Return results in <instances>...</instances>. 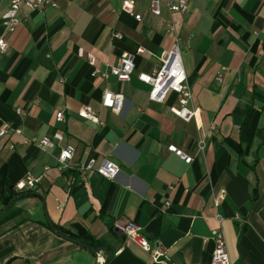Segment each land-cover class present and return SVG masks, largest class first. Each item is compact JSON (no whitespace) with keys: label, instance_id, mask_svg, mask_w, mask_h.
I'll list each match as a JSON object with an SVG mask.
<instances>
[{"label":"crops","instance_id":"1","mask_svg":"<svg viewBox=\"0 0 264 264\" xmlns=\"http://www.w3.org/2000/svg\"><path fill=\"white\" fill-rule=\"evenodd\" d=\"M52 1L56 6H21L19 24L3 32L9 0H0L7 43L0 52V126L20 127L26 137L62 134L48 149L14 133L0 136V264H105L107 249L69 241L50 223L58 233L105 239L113 251L106 264H166L112 221L138 224L174 264H209L214 231L224 235L230 264H264V0H188L186 12L162 6L160 14L149 10V0H131L140 20L122 11L124 0ZM171 23L192 95L188 106L196 111L189 120L171 112L174 91L152 101L149 85L136 77L159 66L173 43ZM138 47L129 81L91 75ZM106 89L123 95L119 112L102 106ZM83 106L103 124L79 116ZM59 110L63 118L56 120ZM169 143L192 161L168 151ZM66 144L75 147L71 163L106 158L119 173L111 179L93 171L82 179L75 169H59ZM27 173L39 180L20 190L29 194H14Z\"/></svg>","mask_w":264,"mask_h":264},{"label":"built area","instance_id":"2","mask_svg":"<svg viewBox=\"0 0 264 264\" xmlns=\"http://www.w3.org/2000/svg\"><path fill=\"white\" fill-rule=\"evenodd\" d=\"M188 0H149V10L153 14H160L161 7L166 6L171 11H177L184 13L187 11ZM21 6H25L29 9H42L45 6H56L52 0H9L8 7L6 11L1 16V24L3 27V32H11L19 24L18 10ZM122 11H125L134 16L136 20L141 19L139 13L134 12V7L131 0H124L121 5ZM168 32L173 34V43L170 48L163 51L159 56V66L152 69L150 72L139 71L136 73V77L149 85L148 97L152 101L162 102L166 98L170 91H174L178 96V105L172 106L170 108L178 117L189 120L195 116L196 111L188 106L191 101L192 95L190 92L189 84L187 82V76L183 67L182 53L180 47V40L178 35L175 33L174 24H170L168 27ZM117 36H120L118 33ZM7 49V43L5 42L3 35H0V52H4ZM143 48L138 47L136 51L123 53L119 59L114 64H107L103 69L99 67H94L92 70V76H100L102 78H107L109 75H113L119 81H129L132 74L134 73V57L135 53L142 52ZM79 55H83L80 50ZM87 61L89 64H94V57L91 54L87 55ZM221 71L216 75V80H221ZM124 97L121 93H114L106 89L103 93L101 104L104 107L110 108L114 111L119 112L122 107ZM16 112L19 115H23L25 111L17 107ZM78 115L86 118L94 123L103 124L98 118L95 112L89 106H83L78 110ZM56 120H61L63 118V111L59 110L55 114ZM215 125L210 124L209 129H214ZM6 133H14L20 137V141L23 144L35 143L41 149L53 148L57 142L62 140V134L59 131H55L52 136H43L40 138L36 137H26L22 133L20 127H12L8 123L4 122L0 126V136ZM198 147L203 148V140L198 141ZM14 145L10 144L9 149H13ZM168 151L172 152L179 158H181L185 163H190L192 161V156L184 152L174 143H169L167 145ZM75 154V147L69 144L60 146L59 153L57 156L58 168L75 169L82 179L88 172H97L98 174L107 177L115 178L119 173V167L116 163L109 159H101L98 161L95 157H88L85 161L81 163H71L73 156ZM47 168V167H45ZM39 180L31 173H27L23 179L18 181L14 185L16 191L23 190L25 188L32 189L36 182ZM223 197V193L216 195L214 203L218 204L220 199ZM167 206L169 201L166 199L164 202ZM114 226L130 241L137 244L145 251H150L154 259L157 258L161 253L158 249H153L150 242L143 234L141 227L132 222L127 221L123 224L115 223ZM211 239L214 242V249L211 253V258L209 264H230L229 256L226 249V242L224 235L221 231H214L211 234Z\"/></svg>","mask_w":264,"mask_h":264},{"label":"trees","instance_id":"3","mask_svg":"<svg viewBox=\"0 0 264 264\" xmlns=\"http://www.w3.org/2000/svg\"><path fill=\"white\" fill-rule=\"evenodd\" d=\"M16 195H25V194H29V192H26L24 193L25 191H15ZM10 199H12V196L10 197ZM109 225L111 226V228H114V224H113V221L109 223ZM59 230V229H58ZM60 234H63V235H66V236H70V237H73V238H76V239H79L81 240L83 243H85L88 247L89 250L93 251L91 248H96V249H107L109 255L107 256L106 260H105V264L107 263L109 257L112 255L113 251L107 247L105 245V239H102V238H96V237H93L92 235L90 234H83V235H75V234H72V233H66V232H63L61 230H59Z\"/></svg>","mask_w":264,"mask_h":264},{"label":"water","instance_id":"4","mask_svg":"<svg viewBox=\"0 0 264 264\" xmlns=\"http://www.w3.org/2000/svg\"><path fill=\"white\" fill-rule=\"evenodd\" d=\"M50 227H51V229H52L53 232L59 234L61 237L65 238V239H67V240H69V241H72V242H74V243H76V244H78V245H81V246H83V247H88L85 243H83V242H82L81 240H79V239H76V238H73V237L66 236V235H63V234L58 233V232L56 231L55 227H54L51 223H50ZM91 249H92L93 251H97V250H98V249H96V248H91ZM156 260H157V261H163V262H165L166 264H174L173 261H172L169 257H167L165 254H163V253H161L160 255H158L157 258H156Z\"/></svg>","mask_w":264,"mask_h":264}]
</instances>
